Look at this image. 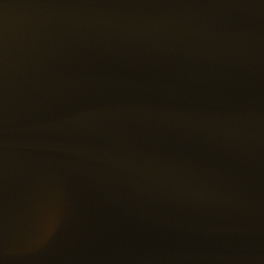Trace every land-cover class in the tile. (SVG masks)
Masks as SVG:
<instances>
[{"label": "water", "instance_id": "95a60500", "mask_svg": "<svg viewBox=\"0 0 264 264\" xmlns=\"http://www.w3.org/2000/svg\"><path fill=\"white\" fill-rule=\"evenodd\" d=\"M0 264H264V0H0Z\"/></svg>", "mask_w": 264, "mask_h": 264}]
</instances>
